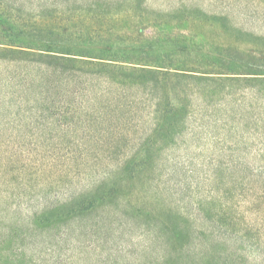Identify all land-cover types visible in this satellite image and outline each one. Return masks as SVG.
Here are the masks:
<instances>
[{"label":"rangeland","instance_id":"1","mask_svg":"<svg viewBox=\"0 0 264 264\" xmlns=\"http://www.w3.org/2000/svg\"><path fill=\"white\" fill-rule=\"evenodd\" d=\"M135 1L0 0V42L47 40L30 37L40 29L85 33L129 9L105 39L152 41L161 55L224 73L125 89L0 62V164L11 153L17 161L0 176L9 247L23 264H264V76L247 74L264 45L245 35L264 38V0H140L152 15ZM198 10L218 19L196 23ZM158 109L170 127L153 133ZM134 156L148 162L132 180L119 170ZM100 183L116 185L119 201L53 230L20 228L40 205Z\"/></svg>","mask_w":264,"mask_h":264},{"label":"trees","instance_id":"2","mask_svg":"<svg viewBox=\"0 0 264 264\" xmlns=\"http://www.w3.org/2000/svg\"><path fill=\"white\" fill-rule=\"evenodd\" d=\"M110 4L114 5V3ZM118 4L119 3H115V5ZM133 4H137L136 7L141 11L139 14H153L142 7L140 0H136ZM118 12L119 13L116 15L109 14L105 17L108 24L105 23L104 25L102 21H98L94 28L86 30L85 33H68L64 30H58L57 28L40 29L38 33H32L31 36H28L32 38L41 36L48 38L47 40H34L29 42L17 41L14 43L7 40L0 42V62L8 61L38 65V67L44 68V72L49 76L60 73L61 75L72 77L86 76L91 79H103L114 87L125 89L139 88L147 85L157 88L158 83L160 84L162 82L166 84V82H169L173 78H180L182 80L195 79L197 77L218 78L217 76L224 74L215 72V69H212V65H214L215 62L207 64L204 62L186 61L185 63V61L174 59L175 56L172 58V56L161 55L167 52V50L159 51L157 49L158 47L152 41L150 42L142 39L139 41V38H129L130 42L127 45L117 47L114 42L105 38L109 35V31L112 30V26L120 22L124 23L127 18L132 17L130 13L131 10L129 9L127 11ZM1 15L0 13V24L5 25L6 21L2 20ZM169 15L170 14H162L164 17ZM206 17L208 16L198 10L197 17L194 20L197 21L196 23L209 21L210 24H213V22L215 23L218 19L213 16ZM154 20L155 19L148 18L147 22L151 25L152 23L157 24ZM167 23L171 24V21ZM234 31H236L238 36H242L240 30ZM3 35L4 38L8 37V32L3 31ZM245 35L246 37L250 36L253 42H256L258 45H264L263 37L253 36L252 34ZM76 36L82 40L80 41L79 39L74 41L70 39ZM143 42H145L144 44H146V46H142ZM189 42L193 43L194 39ZM183 52L190 55L189 51L185 49L180 51V53ZM250 52L252 55L256 54V51L252 52L251 50ZM259 57L260 58L257 59L253 57L252 59L256 61L254 62L252 60L248 63L250 69L247 74L264 76V71H259V68L264 67V51ZM229 64L232 65V63ZM208 67L211 68L208 69ZM78 91V89L72 91V94L78 93ZM168 103V106L172 107L171 112H175V109H177L175 104L173 102ZM157 104L159 105V101L156 103V106ZM157 112H162L163 115L154 123L153 133L169 130L170 124L166 121L168 111L165 109H158ZM164 124H166V127L169 126L168 129L164 127ZM14 157L13 153H11L7 155L6 160L0 164V176L3 179H6V176L13 171V164L17 162L14 160ZM147 162L148 159H143L142 157H131L129 160L125 161L119 173L132 174L131 179L134 180L139 177L140 172L145 168ZM131 165L136 168L134 174L131 171ZM103 183L97 185L95 191L83 193L56 204L40 205L38 210L28 218L30 222L20 228H24L27 233L53 230L56 227L66 226L76 219L89 216L93 211L105 206L104 202L109 205L113 200L119 201V193L115 187L116 185H109L107 187V185L105 186ZM5 222L4 218L0 216V223L4 224L0 228V246L4 247H0V264H23V261H20L18 255L13 252L18 249L9 247L12 241L11 239L13 238V230L12 227ZM162 228L167 229L166 226H162Z\"/></svg>","mask_w":264,"mask_h":264}]
</instances>
